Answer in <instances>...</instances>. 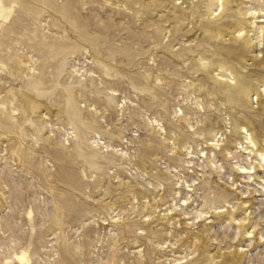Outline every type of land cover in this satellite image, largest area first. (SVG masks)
Masks as SVG:
<instances>
[{"label":"rangeland","instance_id":"1","mask_svg":"<svg viewBox=\"0 0 264 264\" xmlns=\"http://www.w3.org/2000/svg\"><path fill=\"white\" fill-rule=\"evenodd\" d=\"M5 1L0 264H264V114L218 77L264 88V0L217 21L218 0ZM221 23L260 64L200 41ZM254 117L241 148L234 122Z\"/></svg>","mask_w":264,"mask_h":264},{"label":"bare ground","instance_id":"2","mask_svg":"<svg viewBox=\"0 0 264 264\" xmlns=\"http://www.w3.org/2000/svg\"><path fill=\"white\" fill-rule=\"evenodd\" d=\"M46 1H49V0H46ZM129 1L133 2L134 4H140V6H142V7L147 6V8H148L150 6L154 9H157V8L161 9V10L165 9V6L163 5L164 4L163 0H161L160 3H157L158 1L155 0L151 5H145L143 2L141 3L140 2L141 0H129ZM218 1L221 2L219 5L220 13L214 18L215 21L221 20V18H223V15L225 12L232 11V5L236 2V0H218ZM6 5H8V1L0 0V21L3 23H7L8 21H10L11 13H12L11 10L6 9ZM116 8H118V10H119L120 8H123V7H121L120 5H116ZM256 13L257 12H254V13L251 12L250 16L255 15ZM208 14L212 15V13H208ZM191 15H192L191 17H193V14H191ZM200 15H202V14H200ZM80 23H81V21L78 19V21H76V26H79L82 28ZM201 26L203 28L201 30V33H203V35L201 34L202 39L201 40L199 39V40L202 42H205L206 45H211V47L217 48L218 51L222 55H225L224 57H227L230 61H232L236 65H238L239 71H246L247 70L248 66H247V64H245V60L247 59V55H249V54L252 55V58H250V60L252 61L251 65H256L259 63V60L257 57L258 55L257 54L253 55L252 53H254V51H256L258 54H260L261 53V51L259 50L260 45L253 44L251 42V40L248 36V32L244 28H238V27H236L235 24H232V23H228L227 25L225 23H221L216 28L215 27L209 28L206 25L204 26V24H201ZM82 41L89 43V40H87V38H83ZM198 61L201 62V59H199ZM200 66L202 68L206 67V65H204L202 63L200 64ZM262 66L264 68V63ZM211 73H212V71H211ZM218 77H219V79L220 78L226 79V83L224 85L226 86V89L228 91H230V93L232 90L236 89L235 87H237V89H239V87H238L239 85H240L241 89L244 90L245 100H246V103L244 105L245 111H247L248 113H251V111H254L252 108V104H253L252 103V97L255 95L256 96V102H257L256 110H259L260 112H262L264 114V99H262V94L264 93V88H262V90H260L261 86L255 87V92H254V94L251 95L250 91L248 89H244L246 86V83L243 81V79H241V78L238 79L237 83H235L234 87H232L227 82L229 79H227L224 75L219 74ZM209 92L212 93L213 95L215 94L216 96H220L225 100L226 99L230 100L233 98L232 94H228L226 96H223V94L221 92H214V89L210 90ZM204 95H206V94H204ZM6 112L7 111H1L0 113H1V115H5ZM252 113H254V112H252ZM74 114H72V115L74 116ZM68 115H70L72 117L71 114H68ZM247 120L248 121L236 120L234 122V125H233L234 129L237 130L238 134L240 135L236 141H239L238 145H241V148H243L242 147L243 144L251 145V148L254 147L255 144L251 139V134H248L251 131V129L248 127L250 125H253V123H256L258 125V127H260V123L263 121L262 119H258L257 117L252 118V120H250V119H247ZM260 128L261 129L259 130V134L261 135V131L262 130L264 131V124ZM242 135H243V138H241ZM263 136H264V134H263ZM215 137H216V134H214V138ZM236 141H233V142H236ZM210 146H216L217 147L218 143L210 144ZM229 150H230V148L227 145L225 147L220 148L222 156L225 159L227 158L228 154L230 153ZM250 152H253V150H251ZM28 215L30 216L31 213H29ZM63 256L66 258V260L62 261L61 259H59L58 262L60 264H75L73 262V260H74L73 258H70L67 254L66 255L64 254ZM14 260L16 262H18L19 264H25V262H26L25 252L21 253V255L16 256L14 258Z\"/></svg>","mask_w":264,"mask_h":264}]
</instances>
